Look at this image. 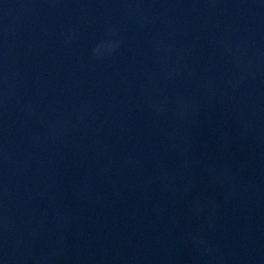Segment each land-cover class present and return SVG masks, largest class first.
Instances as JSON below:
<instances>
[{"label": "water", "instance_id": "water-1", "mask_svg": "<svg viewBox=\"0 0 264 264\" xmlns=\"http://www.w3.org/2000/svg\"><path fill=\"white\" fill-rule=\"evenodd\" d=\"M0 264H264V0H0Z\"/></svg>", "mask_w": 264, "mask_h": 264}, {"label": "clouds", "instance_id": "clouds-1", "mask_svg": "<svg viewBox=\"0 0 264 264\" xmlns=\"http://www.w3.org/2000/svg\"><path fill=\"white\" fill-rule=\"evenodd\" d=\"M116 47H117L116 45H111L110 44V45L105 46V45L101 44V45H98L93 50V54L99 57L101 55V49L102 48H106V50H110V51H115ZM199 210H200L199 207H197V214H199ZM192 240H193L194 243H197L199 245H205L206 244V242L204 240H202L201 238L196 237V236H193Z\"/></svg>", "mask_w": 264, "mask_h": 264}]
</instances>
